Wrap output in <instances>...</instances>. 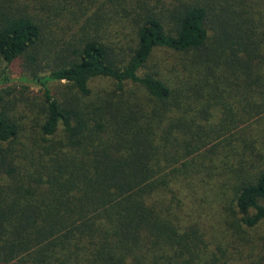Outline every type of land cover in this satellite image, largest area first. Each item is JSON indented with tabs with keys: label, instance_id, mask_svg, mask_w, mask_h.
Masks as SVG:
<instances>
[{
	"label": "trees",
	"instance_id": "obj_1",
	"mask_svg": "<svg viewBox=\"0 0 264 264\" xmlns=\"http://www.w3.org/2000/svg\"><path fill=\"white\" fill-rule=\"evenodd\" d=\"M104 1L97 12L111 4L133 26L128 58L99 29L49 46L33 18L0 7V85L24 59L44 109L35 128L21 104L23 128L0 90V264H264V166L244 172L254 161L240 157L249 167L231 182L210 165L256 143L264 0ZM162 50L191 58L169 79L148 73ZM98 81L110 85L96 95ZM22 130L33 136L18 143ZM207 179L233 193L235 216L220 205L215 217L223 241L205 216Z\"/></svg>",
	"mask_w": 264,
	"mask_h": 264
},
{
	"label": "rangeland",
	"instance_id": "obj_2",
	"mask_svg": "<svg viewBox=\"0 0 264 264\" xmlns=\"http://www.w3.org/2000/svg\"><path fill=\"white\" fill-rule=\"evenodd\" d=\"M130 5H133L135 0H126ZM106 3L107 1L101 0L95 3V0H0V7L5 6L16 15H24L33 18L43 29L44 38L49 46L58 45H77L80 41L81 36L86 34L87 31L99 29L101 30L102 40L107 41L110 44H116L117 42L123 45V49L117 48L116 51L118 55L122 58H128L134 47V30L133 26L130 25L123 16L124 14L120 11L115 21L113 20L114 7L113 5H108L104 7L105 10H100L97 12L101 3ZM118 4V2H116ZM118 8V7H117ZM132 8V7H130ZM95 12L98 13L99 21L95 16ZM123 17V21L118 23ZM90 18H93V24H91ZM88 24V29L85 26ZM91 32V31H90ZM89 33V32H88ZM86 34V36L88 35ZM53 55L51 60L43 62V67L54 60ZM182 58L183 62L189 60L191 56L174 54L167 50L158 51L155 56L152 57L148 63L146 71L152 74H161L167 76L169 79L173 75V63L176 60ZM22 66V71L19 74H11L12 82L7 85H0V90L5 89L10 92V96L7 101V108L9 114L18 121L23 127L21 116L23 110H21V104L25 106L28 105L33 109V116L30 117V122L33 127L37 128L40 125L43 118V105L40 102V93H42V87L33 82L34 75L32 70L27 65V62L22 59L20 62V67ZM4 64L0 61V72L3 69ZM23 72L30 74V81H21V74ZM47 70L44 72H38L39 76L46 75ZM109 83L105 81H98L94 84V93L97 95L100 91H105L109 89ZM60 84L52 85L53 91L59 89ZM28 88V89H25ZM39 96V97H38ZM35 98H39L38 101ZM85 102H90L89 99ZM223 111L219 107H215L212 111L213 118L210 120L211 125H215L222 118ZM255 144H253V149L251 146L245 148L236 149V152L240 155L238 156L235 151L230 150L228 154V159L225 156H218V161L220 165L217 168H212L213 164L218 165L217 162H212L211 169L216 174H220L221 179L224 180H235L236 176H240L238 170L242 169V166H247V164H240L239 159H246L249 161H254L255 167L249 168V170L244 169V172L253 171L258 165L264 166V117L257 122ZM24 128V127H23ZM211 130V128L209 129ZM212 131V130H211ZM31 132L22 130L19 142H26L30 137H32ZM222 160V161H221ZM226 161V163H225ZM208 186L206 190H201L203 193V198L205 200V213L206 218L213 222L209 223L208 226L211 228L216 225L214 232L217 236V240L223 241L222 230L218 228L216 221L218 218L219 206L224 205L225 208L229 209L232 205L233 193H231L230 188L224 189L223 193L218 195L220 190L218 179H207ZM200 206V204L197 202ZM234 207V206H233ZM230 215L233 214V210L229 209L225 211ZM216 217V218H215ZM219 232V233H218ZM219 234V236L217 235ZM258 234V233H256ZM226 245H224V248ZM220 253L218 252V258H220Z\"/></svg>",
	"mask_w": 264,
	"mask_h": 264
}]
</instances>
